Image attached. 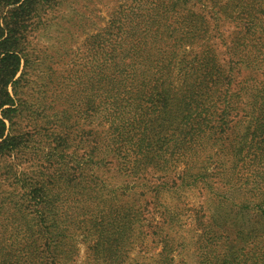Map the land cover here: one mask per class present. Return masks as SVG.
<instances>
[{
	"label": "trees",
	"instance_id": "trees-1",
	"mask_svg": "<svg viewBox=\"0 0 264 264\" xmlns=\"http://www.w3.org/2000/svg\"><path fill=\"white\" fill-rule=\"evenodd\" d=\"M194 5L206 14L190 13ZM57 6L0 0V164L10 182L0 192V264H73L75 235L91 238L94 260L124 264L132 233L141 238L143 214L132 206L121 215L103 199L107 186L95 171L111 161L125 179L116 186L123 193L139 181L152 199L198 182L221 193L201 236L212 253L223 239L224 253L200 264H264V230L237 220L246 211L264 221V0L122 4L81 45L84 69L72 72V82L82 96H53L63 79L56 76L51 87L40 86L37 101L25 78L37 58L28 36L47 28L44 15ZM221 24L233 27L223 62L211 45ZM241 73L250 74L237 85L256 80L246 112L241 88H232ZM82 106L88 116L102 114L100 131L61 129L65 120L77 122ZM38 118L44 123L35 130L20 127V119ZM206 146L219 149L214 174L211 158L196 167ZM161 250L155 264H172L167 241Z\"/></svg>",
	"mask_w": 264,
	"mask_h": 264
},
{
	"label": "rangeland",
	"instance_id": "rangeland-1",
	"mask_svg": "<svg viewBox=\"0 0 264 264\" xmlns=\"http://www.w3.org/2000/svg\"><path fill=\"white\" fill-rule=\"evenodd\" d=\"M130 1L132 0H58V6L44 15L45 19L48 20L47 28L36 30L28 36L29 41L33 42L34 55L37 57L33 65L27 69L28 75L25 77L32 89L28 92L30 99L40 101L41 91H44L40 86L48 83L51 87L54 85L56 76L63 79H60L61 87L57 92L50 90V93L56 92L53 96L57 95L58 92L63 95L61 99L66 100L67 98L74 99L76 96H82L83 93L80 91L74 94L76 88L74 82H72L74 80L72 79V72L81 67L84 69L85 59L82 57V43L88 36L100 32L106 26L113 11L122 4L130 3ZM216 1H220L221 4L225 5L228 0ZM190 13L200 16V14L205 15L206 11L200 5H194ZM232 31L233 27L231 25L221 24L220 33L211 34L212 49L220 62L226 61L225 53L228 39L232 38ZM80 47L81 51L79 52ZM248 74L250 73H241L232 85L233 89L241 88L239 103L244 112L248 110L250 95L255 93V89L252 88L255 86L253 81L256 80H242L239 85H237V82L244 79V76ZM79 89L81 90L82 87ZM64 103L68 106V102L61 101L62 105ZM70 103L74 105L72 101ZM57 108L60 109L61 107ZM69 109L71 111L72 106H69ZM80 110L81 114L76 118L77 122L65 120L60 124L61 129L64 128L67 132L75 129L100 131L99 124L103 122L102 114L88 116L84 114L83 106ZM21 121L22 119L19 121L20 127L25 131H33L36 126L44 123L39 118L36 122ZM50 126H52V123ZM55 126L58 127V123ZM218 150L217 147H204L196 167L211 158L209 159L210 163L207 164L208 173H216L217 164L219 163ZM21 167L18 170L21 171ZM5 170L0 164V192L2 190L7 191L8 184H10L6 180ZM95 174L99 178V183L101 185L105 184V187L107 186L105 188L107 191H102L103 199L106 201L112 199L111 206L116 205V207L121 208V215L127 213L132 206L133 208L140 207L142 209L143 232L141 238H134L132 233L134 244L127 251L126 258H120L119 262L125 261L124 264H155L158 255L162 251V243L165 241L173 250L172 264H200L204 259L210 257L213 262H216L218 259L214 258L224 253L223 239L216 242V244H211L215 250L212 253L209 248H204V238L201 236L202 227L206 226L209 216L216 211L215 206H217L220 197L223 198V196H219L221 193L218 190H210L198 182L193 185L162 189L156 198L152 199L150 193L140 185V181L129 192L123 193L117 190L116 186L122 184L125 179L118 174L114 161L99 167ZM173 175L176 176L175 173ZM213 179L215 178L210 181L213 182ZM232 195V193H229L228 197L232 199ZM234 198L237 199V197ZM232 210L235 212L237 209L232 206ZM221 212L228 213L229 211L226 207ZM237 215L239 216L237 220L242 223L243 227L254 226L262 229V231L264 230V221L254 213L242 211ZM85 226V230L88 231L89 225L86 224ZM77 233L84 235L78 229ZM73 243H75L77 249L73 264H103L94 260L89 249V246L92 245L91 238L83 239L81 235H75ZM200 243L202 247L198 249ZM116 264L120 263L117 262Z\"/></svg>",
	"mask_w": 264,
	"mask_h": 264
}]
</instances>
